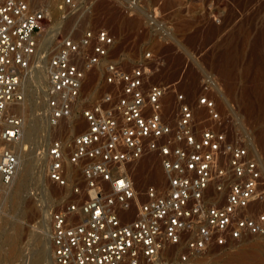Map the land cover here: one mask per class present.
Returning <instances> with one entry per match:
<instances>
[{
	"label": "built area",
	"instance_id": "obj_1",
	"mask_svg": "<svg viewBox=\"0 0 264 264\" xmlns=\"http://www.w3.org/2000/svg\"><path fill=\"white\" fill-rule=\"evenodd\" d=\"M53 1L61 24L72 20L40 53L41 113L47 133L75 110L83 121L70 140L50 135L37 149L47 185L68 189L49 208L54 264H191L246 234H264V210L255 205L264 194V154L217 72L202 64L206 47L186 48L158 5L141 13L144 0H110L123 15L140 16L141 30L181 42L178 50L199 72V92L186 91L179 80L152 79L162 64L149 49L129 62L123 51L110 57L116 35L89 24L99 0ZM197 4L196 18L222 24L228 0ZM49 13L42 1L0 0V198L19 162L21 82ZM99 67L107 88L83 96L86 74ZM147 155L158 159L165 182L140 188L132 168ZM174 247L175 263L167 253Z\"/></svg>",
	"mask_w": 264,
	"mask_h": 264
},
{
	"label": "rangeland",
	"instance_id": "obj_2",
	"mask_svg": "<svg viewBox=\"0 0 264 264\" xmlns=\"http://www.w3.org/2000/svg\"><path fill=\"white\" fill-rule=\"evenodd\" d=\"M197 1L144 0L140 12L142 13L148 6L158 5L164 18L169 20L181 34L182 43L186 48L196 46L198 41L200 45L206 47L201 58L202 64L210 66L217 72L225 93L236 100L246 121L251 124L250 129L253 131V136L264 154V0H228V6L226 5L223 10L221 25L212 23L208 17L203 15H201V20L196 18V13L203 12L198 10ZM42 2L49 6L50 13L43 28L40 29L42 31L38 30L40 33L48 29L50 25L60 22L54 10V1L43 0ZM71 20L69 18L62 24L60 22L62 29L59 24L54 30V36L69 27ZM89 24L107 26L116 35L117 46L110 53V57L117 59L118 53L123 51L125 60L129 62L149 49L162 64L161 70L155 72L152 79L163 83L179 80L182 89L199 92V72L194 64L188 65L185 55L178 50L183 48L180 45L181 42L176 45L175 41H160L155 33L151 34L141 30L140 16H125L114 2L99 0L93 8ZM53 42L52 40L50 44L39 50L37 58L31 61V71L27 72L22 81L23 97L17 105L20 108L19 113L24 116V119L38 122L39 128L32 138L22 144V149L26 152L22 158L31 161L32 167L21 186L18 187L17 179L10 185L0 209V262L3 264L5 263L1 252L5 248L6 235L13 231L14 226L19 227L20 233V253L14 260L16 264H30L32 253L40 248L37 239L41 240L42 247L49 243L51 226L49 208L55 204L56 196L59 199L63 193L68 192V189L62 190L55 185H47L44 168L39 167V164L40 166L43 164L41 156L37 154V149L47 143L50 135L60 134L65 140H70L73 132H78L83 128L78 109L68 120L61 123L62 128L57 133L52 131V133L50 131L49 134L47 133L49 127L45 116L41 113L44 104L41 86L46 74L44 70L46 58L40 61L39 59L40 53L47 54ZM102 74L101 67L86 74L82 86L83 96L96 97L107 88L108 84L103 81ZM247 95L253 101L250 107L246 106L242 100V97ZM137 167L145 170L143 176L133 173L138 187L141 188L150 181L165 182L159 161L154 155L139 160L135 168ZM155 172L160 175L157 178L160 179L159 181L152 178ZM90 194L94 195V191L90 190ZM260 201L255 205L258 209L264 210V194ZM179 251V247L167 250V253H171L174 263ZM241 251H246L243 257L238 256ZM202 257H207L203 264H264V234L242 237L224 246L216 247ZM38 264H46V262Z\"/></svg>",
	"mask_w": 264,
	"mask_h": 264
},
{
	"label": "bare ground",
	"instance_id": "obj_3",
	"mask_svg": "<svg viewBox=\"0 0 264 264\" xmlns=\"http://www.w3.org/2000/svg\"><path fill=\"white\" fill-rule=\"evenodd\" d=\"M59 24H60V22H59ZM59 24H58V22H56L53 25H50V27H48V29H44V31L42 33H40L42 30H40V32H37V35H36V36H38L37 37V46H36V50H35L34 54L32 55V59L37 58L36 56L39 55L38 54L39 50L43 46H46V45L50 44L51 41L54 40V38H56V36L58 34H56L54 36V30L58 28ZM32 59H31V61H32ZM37 68H38V66L36 67V69ZM44 70H45V67H44ZM22 81H23V79H22ZM45 81H46V74H45V77L43 79V83H42V86H41L43 95H45ZM22 84L23 83L21 82V87H22ZM242 100H243V102L245 103L246 106L250 107V104L252 105L253 101H252V98L249 95H247L246 97L245 96L242 97ZM20 102H21V100L18 101V104ZM17 107H18L17 111L20 112L19 111V109H20L19 106H17ZM38 128H39L38 127V122H36V121L31 122L30 120L24 119L23 126H22V131H21V134H20V136L18 138V144L20 145L19 146V150H18V152H19V162L17 164L16 170L14 172V175H13L10 183L8 185H6L5 188L3 189V192H2L1 198H0V209H1L2 205H3V199H4L5 195H6L7 189L10 188V185H12L15 182V180L17 179L16 181L18 182V184H17L18 187L21 186L22 183L24 182V180L26 179L31 167H32V162L31 161H27L25 158H22V157H24L26 155V152H24V150L22 149V144H24V142L26 140H28L29 138H32V135H34V133L36 131L38 132ZM61 128H62V126L60 124L57 127V130H60ZM46 132H47V130H46ZM56 133H57V131H56ZM254 141L257 144L255 137H254ZM147 156H149V155H147ZM144 157H146V156H144ZM40 159L42 161L41 163L43 164V166H40V164H39V167H43L44 168V175H45V159L43 158V156H41ZM135 167H136V164L132 168V173H134V175H135V173L138 174L139 176H143L145 174V170H143L142 167L141 168L140 167L135 168ZM134 168H135V170H134ZM146 176H147V174H146ZM159 176H160L159 173L155 172L152 175V178L157 179V178H159ZM159 180L157 179V181H159ZM256 202H261V201L257 200ZM50 235H51V232H49V243L45 244V246H43V247L41 246V240L37 239L38 240L37 244H38V246L40 248L37 251H34V253H32V256H31L32 258L30 260V264H38V263L44 262V261L46 262V264H54L53 255H52V247L50 248V245H51L50 244L51 243ZM249 235H252V234H246V235H244L242 237L249 236ZM6 237H7L6 244L4 245L5 248L2 249L1 257H2V259H3L5 264H16V263H14V260L18 257V255L20 253V249H19V241H20L19 227L18 226H14L13 231L11 233H8L6 235ZM244 252H246V251H244ZM244 252L241 251V253H238V256L239 257H243L245 255ZM205 254H203V255H205ZM203 255L197 256L196 258H194L193 262L191 264H203L205 262V258H207V257H202Z\"/></svg>",
	"mask_w": 264,
	"mask_h": 264
},
{
	"label": "snow or ice",
	"instance_id": "obj_4",
	"mask_svg": "<svg viewBox=\"0 0 264 264\" xmlns=\"http://www.w3.org/2000/svg\"><path fill=\"white\" fill-rule=\"evenodd\" d=\"M122 183V182H121ZM99 214V213H98Z\"/></svg>",
	"mask_w": 264,
	"mask_h": 264
}]
</instances>
